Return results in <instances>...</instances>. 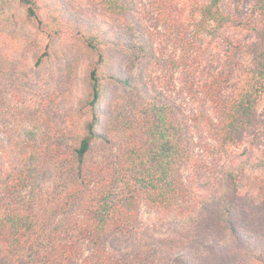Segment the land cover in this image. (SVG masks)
Returning <instances> with one entry per match:
<instances>
[{"label":"trees","instance_id":"trees-1","mask_svg":"<svg viewBox=\"0 0 264 264\" xmlns=\"http://www.w3.org/2000/svg\"><path fill=\"white\" fill-rule=\"evenodd\" d=\"M138 1L90 0L78 17L82 3L17 0L34 32L89 58L68 118L50 125V107L24 112L0 140V264H264V151L233 153L264 145L251 132L264 122V0L244 16L227 0H148L167 54ZM241 50L250 63L229 90ZM125 58L164 62L198 109L118 67ZM8 110L0 122L19 118ZM142 205L155 223L139 220Z\"/></svg>","mask_w":264,"mask_h":264},{"label":"rangeland","instance_id":"rangeland-1","mask_svg":"<svg viewBox=\"0 0 264 264\" xmlns=\"http://www.w3.org/2000/svg\"><path fill=\"white\" fill-rule=\"evenodd\" d=\"M53 1V0H47ZM72 6L82 3L81 9L72 11L78 17L82 13L86 4L90 0H67ZM230 3V6H229ZM251 0H227V8L230 7L234 12L246 15L249 12ZM79 7V6H78ZM134 13L139 15L142 20V27L153 38L160 51H166L161 43V28L155 27L156 20L152 6L148 0H139L135 4ZM133 13V12H132ZM85 21V20H84ZM87 24L89 22L85 21ZM104 23L103 19L100 21ZM135 38L137 32L130 30ZM237 35L246 43L254 41V37L248 31L236 30ZM138 41V38H136ZM167 54V53H166ZM41 60L36 62V57ZM88 54L84 55L81 51L72 50L67 39L64 37H48L44 34L34 32L27 26L24 19V10L17 3V0H0V70L4 75L6 86L0 85V109L9 111L11 107L20 116L11 122H0V140H7L10 136L16 135L18 128L23 123L22 114L24 112H34V109L41 110L49 108L50 125L58 123L62 117L68 118L71 109L74 110L76 102L80 99L84 82L86 79V69L88 66ZM89 58V57H88ZM164 62L155 61L154 65L148 66L141 59H117L116 65H120L137 78L139 71L147 75V79L154 81V87L161 88L166 98L174 99L179 105H186L191 109H198V105L193 103L186 93L179 89L177 77L166 69ZM229 90L240 76L242 69L250 63V55L241 50L229 60ZM149 70V71H148ZM114 90L110 89L106 98L102 101V106L107 99L113 95ZM118 94H121L117 91ZM204 103V102H203ZM203 108L208 106L202 104ZM264 110V100L260 111ZM13 112V111H12ZM9 111L8 113H12ZM37 112V111H36ZM47 115V114H46ZM260 127L254 128L251 132L264 135V122L261 121ZM233 153H244L245 156L251 153L264 151V145L259 148H250L247 143L233 148ZM46 174V169L41 168L36 172L37 179H41ZM43 181L46 185L47 178ZM139 220L146 225H151L157 220V214L153 210L142 205L139 212ZM262 248V247H261ZM260 249V248H258Z\"/></svg>","mask_w":264,"mask_h":264}]
</instances>
